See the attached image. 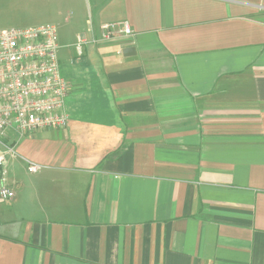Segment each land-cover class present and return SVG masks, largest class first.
I'll return each mask as SVG.
<instances>
[{
    "label": "crops",
    "instance_id": "crops-1",
    "mask_svg": "<svg viewBox=\"0 0 264 264\" xmlns=\"http://www.w3.org/2000/svg\"><path fill=\"white\" fill-rule=\"evenodd\" d=\"M14 1L56 27L68 122L1 140L0 264H264V0Z\"/></svg>",
    "mask_w": 264,
    "mask_h": 264
},
{
    "label": "built area",
    "instance_id": "built-area-1",
    "mask_svg": "<svg viewBox=\"0 0 264 264\" xmlns=\"http://www.w3.org/2000/svg\"><path fill=\"white\" fill-rule=\"evenodd\" d=\"M117 27L123 36L133 35L126 21L104 24L100 27L101 40H112ZM86 44L85 38H77L73 45L77 58L82 57ZM58 49L53 24L0 30V205L15 196L4 172L5 157H14L15 149L5 146L2 138L12 133L15 143L40 131L67 126L68 83L60 72ZM39 169V165L26 161L28 173L35 174Z\"/></svg>",
    "mask_w": 264,
    "mask_h": 264
},
{
    "label": "rangeland",
    "instance_id": "rangeland-1",
    "mask_svg": "<svg viewBox=\"0 0 264 264\" xmlns=\"http://www.w3.org/2000/svg\"><path fill=\"white\" fill-rule=\"evenodd\" d=\"M14 2V0H0V29L25 28L36 25L26 24L27 21L20 18L8 20L10 16L17 14V5ZM3 23L7 25H2Z\"/></svg>",
    "mask_w": 264,
    "mask_h": 264
},
{
    "label": "water",
    "instance_id": "water-1",
    "mask_svg": "<svg viewBox=\"0 0 264 264\" xmlns=\"http://www.w3.org/2000/svg\"><path fill=\"white\" fill-rule=\"evenodd\" d=\"M123 56L125 57H129V56H133L135 54V51L133 48H126L122 51Z\"/></svg>",
    "mask_w": 264,
    "mask_h": 264
}]
</instances>
